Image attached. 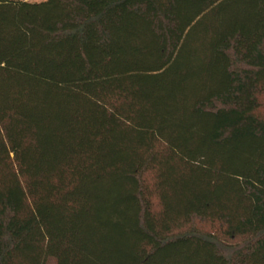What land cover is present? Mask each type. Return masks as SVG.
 Masks as SVG:
<instances>
[{"label":"trees","instance_id":"1","mask_svg":"<svg viewBox=\"0 0 264 264\" xmlns=\"http://www.w3.org/2000/svg\"><path fill=\"white\" fill-rule=\"evenodd\" d=\"M50 260L264 264V0H0V264Z\"/></svg>","mask_w":264,"mask_h":264},{"label":"rangeland","instance_id":"2","mask_svg":"<svg viewBox=\"0 0 264 264\" xmlns=\"http://www.w3.org/2000/svg\"><path fill=\"white\" fill-rule=\"evenodd\" d=\"M29 1H43V0H29ZM202 230H213V227L210 224L199 225ZM48 264H55L54 260H50Z\"/></svg>","mask_w":264,"mask_h":264}]
</instances>
